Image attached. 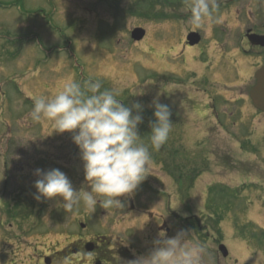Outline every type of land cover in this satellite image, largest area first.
Segmentation results:
<instances>
[{"label":"rangeland","instance_id":"obj_1","mask_svg":"<svg viewBox=\"0 0 264 264\" xmlns=\"http://www.w3.org/2000/svg\"><path fill=\"white\" fill-rule=\"evenodd\" d=\"M237 9L229 8L228 18L214 11V22L197 29L183 0H0V220L7 229L1 234L0 264H13L12 253L20 264L30 257L37 264L44 254L66 247L70 253L77 233L110 237L115 248L133 245L143 255L161 223L172 237L191 230L184 221L191 217L203 229L198 238L191 230L193 239L203 242L204 232L210 234L208 252L211 240H220L206 227L213 220H220L232 250L240 252L232 238L235 224L250 220L264 226V114L248 98L256 66L252 74L250 66H233L238 55L223 58L222 66L213 64L220 45L237 47ZM159 12L173 14L145 18ZM136 27L145 28L146 36L134 43L130 32ZM188 31L201 36L191 49L183 43ZM70 79L99 80L102 90L118 91L123 103L141 102L150 120L154 98L169 106V138L152 152L147 177L134 194L120 198L123 209L82 206L68 213L58 207L59 198H33L37 168H59L76 189L85 183L71 133L53 132L47 120L29 116L35 96L54 95ZM140 128L148 143L151 129ZM8 208L15 209L16 220L7 216ZM111 256L114 264L130 260Z\"/></svg>","mask_w":264,"mask_h":264},{"label":"clouds","instance_id":"obj_2","mask_svg":"<svg viewBox=\"0 0 264 264\" xmlns=\"http://www.w3.org/2000/svg\"><path fill=\"white\" fill-rule=\"evenodd\" d=\"M189 12L190 24L204 28L216 19L213 15L216 0H183ZM120 93L103 89L99 80L89 79L83 84L67 80L51 96L33 98L29 116L34 122L47 120L53 132L71 133L79 150L85 183L76 189L69 177L59 168H37L33 175L38 202L59 198L58 207L64 212L103 209H123L121 197L134 194L146 179L152 152L167 142L173 123L169 106L158 97L150 104L153 119L148 143L139 132L144 123V105L139 101L123 103ZM141 95V94H140ZM137 96V95H134ZM4 175L0 176V180ZM191 230H180L168 237L164 231L152 241L151 249L126 264H206L207 245L191 237ZM257 260L264 264L259 250Z\"/></svg>","mask_w":264,"mask_h":264},{"label":"flooded vegetation","instance_id":"obj_3","mask_svg":"<svg viewBox=\"0 0 264 264\" xmlns=\"http://www.w3.org/2000/svg\"><path fill=\"white\" fill-rule=\"evenodd\" d=\"M218 10H221L222 16H229L228 9L236 6L237 16L235 20L237 22L236 28L238 29V43H237V51H238V61L241 63L239 65H245L250 67H258L264 65V0H220L216 4ZM227 9V10H226ZM225 13V14H224ZM227 14V15H226ZM185 44V41H183ZM199 44V43H198ZM197 44V45H198ZM188 47L187 44L184 45V48ZM195 47V46H193ZM224 58L232 61L233 58L228 57L226 53H224ZM219 59L218 62L221 64H226V60ZM233 66H237V61L231 63ZM217 81H220L219 79ZM221 82V81H220ZM15 210H12V214ZM16 220V219H14ZM167 223H161L158 226V231H164L166 235L171 234V229L169 227H165ZM12 223L8 224L10 229L13 228ZM1 234L5 228L2 219L0 220ZM7 227V228H8ZM208 227V226H206ZM235 235L232 234V238L238 243L237 249H239V253L236 250H232L230 244V238L227 237L225 231L220 234L219 238H214L210 242L209 252L207 253L208 261L211 264H259L257 257V250L264 255V226L260 224H252V223H242L235 225ZM164 229V230H163ZM11 240L14 241V233L11 232ZM209 233L205 234L206 239L208 238ZM210 235V234H209ZM73 237V236H72ZM69 237H67L68 239ZM110 237L100 236V235H87L86 237L76 234L75 237L71 238L69 244L75 245L72 252L69 253L68 247L54 250L52 252H48L43 256L48 257L49 264H72V262L68 263V259L72 258L76 260L78 264H93L99 262L100 264H114L116 263V258L111 256V253H116L117 256L127 260V257H130V260L135 259L137 255H140V250L134 248L133 245L121 246L119 248H115L114 244L111 245L112 241L109 239ZM204 238V243L206 242ZM121 242L118 239H115V242ZM2 242V237L0 238V243ZM90 243L89 246L91 248L90 251H86L85 244ZM240 243L241 249H240ZM206 244V243H205ZM224 244L227 247V255L221 256L219 253V245ZM121 248L123 251H121ZM120 258V259H121ZM84 259L86 261H84ZM31 264V257L28 259ZM12 262L15 263L14 259ZM42 262V258L40 257L37 264ZM43 264V262L41 263Z\"/></svg>","mask_w":264,"mask_h":264},{"label":"water","instance_id":"obj_4","mask_svg":"<svg viewBox=\"0 0 264 264\" xmlns=\"http://www.w3.org/2000/svg\"><path fill=\"white\" fill-rule=\"evenodd\" d=\"M131 35L134 40H140L144 35V31L140 28H136L132 31ZM187 39L190 45H194L199 41V35L190 33ZM255 79L256 83L253 87H251L249 91V97L253 106L264 113V66L256 71ZM86 249L88 251L91 250L89 245L86 246ZM220 250L223 251V254L225 256V249L221 247Z\"/></svg>","mask_w":264,"mask_h":264},{"label":"trees","instance_id":"obj_5","mask_svg":"<svg viewBox=\"0 0 264 264\" xmlns=\"http://www.w3.org/2000/svg\"><path fill=\"white\" fill-rule=\"evenodd\" d=\"M143 115H144V123L142 124V127H144V128H140V129H145L146 130V129H149L148 123H146V122H148V120L150 118H149L148 114H144V112H143ZM145 133H147V132H145Z\"/></svg>","mask_w":264,"mask_h":264}]
</instances>
